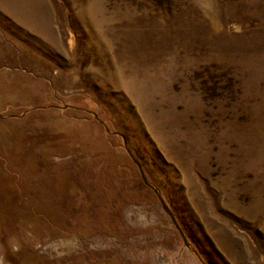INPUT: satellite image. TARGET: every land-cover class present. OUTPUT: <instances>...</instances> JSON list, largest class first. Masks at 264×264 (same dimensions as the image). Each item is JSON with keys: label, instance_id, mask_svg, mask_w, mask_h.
<instances>
[{"label": "rangeland", "instance_id": "rangeland-1", "mask_svg": "<svg viewBox=\"0 0 264 264\" xmlns=\"http://www.w3.org/2000/svg\"><path fill=\"white\" fill-rule=\"evenodd\" d=\"M0 264H264V0H0Z\"/></svg>", "mask_w": 264, "mask_h": 264}, {"label": "bare ground", "instance_id": "bare-ground-1", "mask_svg": "<svg viewBox=\"0 0 264 264\" xmlns=\"http://www.w3.org/2000/svg\"><path fill=\"white\" fill-rule=\"evenodd\" d=\"M110 179V178H109ZM114 183V182H113ZM133 184V183H132ZM115 188V187H114ZM92 196V195H91Z\"/></svg>", "mask_w": 264, "mask_h": 264}]
</instances>
